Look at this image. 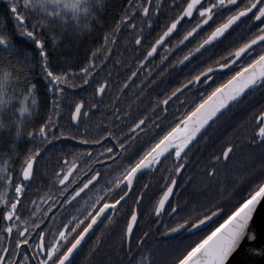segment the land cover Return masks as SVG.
Returning <instances> with one entry per match:
<instances>
[{"label":"snow or ice","instance_id":"snow-or-ice-1","mask_svg":"<svg viewBox=\"0 0 264 264\" xmlns=\"http://www.w3.org/2000/svg\"><path fill=\"white\" fill-rule=\"evenodd\" d=\"M100 5L101 0H8L7 9L14 21L16 32L31 40L35 50L39 52L37 60L44 78L49 81V89L54 93V102L47 119H44L38 127L26 131V135L31 137L34 143L23 153H16L18 166L13 167L9 160L0 163V182L3 184L0 188V264H72V257L85 241L86 234L100 224L107 225L113 222L115 214L125 205L127 212L121 240L131 246L141 215L139 205L149 187L143 184L137 191L135 181L145 169L161 172L160 179L163 183L159 185L152 215L157 225L161 223L160 218L165 214L172 220L171 226L164 225L165 232L162 235L194 233L202 229L206 221L214 218L221 211L216 208L208 214L179 215L180 206L170 197L181 187L175 174L185 169L187 149L195 142L201 129L210 121L215 122L214 118H218V114H223L221 110L226 111L231 104L243 99V95L247 94L246 90L252 91L257 86L264 88V0H247L243 6H237V0H210V2L186 0L177 13L169 18L151 45L147 47L146 54L139 64H144L157 51L158 46L168 50L166 38H170V34H173L178 25L183 23L182 18H193L194 23L183 33L181 43L192 37L193 33H197L198 29L203 30L202 26L209 27L210 31L195 47L180 57L177 63L188 60L193 53L199 52L210 42L226 37L231 27L242 17L247 19L250 16L251 21L258 22L259 26L248 39L238 46L227 49L224 56L214 60L211 65H205L202 70L191 75V79H185L179 87L159 101L160 105L166 106L170 103L171 97H175L181 89L188 90L200 83L207 84L218 71L223 70L228 73L227 79L212 87L207 96L201 94L199 103L195 104L181 122L154 139L151 146L136 154L134 159L131 156L126 157L129 162L122 165L117 164V161L125 157V153L135 139L139 138L136 134L143 135L151 117L141 116L136 119L127 133L121 132L120 136H116L113 131L104 130L97 139H86L83 135L63 130L59 124L61 106L56 101L61 98L65 86L77 88L80 85L69 83L73 71L71 68L62 71L53 70L45 40L39 35V31L44 28L61 29L69 24L77 31L90 28L89 22L97 17ZM124 9L113 31L118 32L120 25L127 22V27L138 28L135 43L139 45L144 21L150 26L153 23L152 17L157 16L161 10L159 0L155 5L148 0L136 6L128 0ZM222 12L227 14L221 15ZM137 16L142 18L139 27L136 24ZM217 16H221L219 21L216 20ZM104 39L107 45L109 40L115 41L116 36L113 34L105 36ZM0 45L4 47L7 56H12L17 50L11 35L3 28H0ZM30 55L31 50L24 51L25 57ZM161 59L163 60L164 57L161 56ZM103 62L101 60V64ZM99 67L93 57L84 67L78 68L77 71L81 73V85H89L91 83L89 77H92ZM27 68L28 65L18 57L17 63L12 64L3 53H0V117L11 101L19 100V108L13 110V120L6 125L0 119V129L14 128L17 135L21 133L24 125L26 119L24 114L28 113L29 116L32 114V109L26 101L31 97L32 104L36 103V85L26 80ZM136 75L137 73L133 71L120 87L126 88L128 82ZM21 83H23L22 88L18 86ZM10 86L11 92L8 91ZM109 87L107 80L96 82L93 85V96H101ZM88 107L97 109L98 105L91 103ZM113 107H115L114 103ZM17 111L19 116L15 115ZM116 111L118 112L119 109ZM167 111V107H164L163 112ZM88 115L83 99L75 101L71 106V121H79L82 116L88 117ZM116 119L118 120L119 117L117 116ZM253 119L258 123L253 127L251 143L256 145L258 142L264 150V110H260ZM157 127L158 125L152 122V128ZM62 139L78 140L87 147L61 153L57 157L56 170L51 173L52 179L47 183V191L31 194L33 191L31 185L36 178L39 159L54 141ZM109 141L115 143L109 145ZM233 149V144L228 143L219 155L212 156V160L219 161L223 158L227 163ZM170 157H174L172 168H163L164 160ZM114 164L119 171L112 179L107 180L110 187H101V181L107 175L104 170ZM215 171L214 167H210L207 169V175L212 176ZM77 177L81 179L78 180ZM94 188L96 189L94 197H87L86 193ZM100 191L107 195L101 197ZM133 193H135L133 202L128 204ZM82 196L86 198L87 206L82 204V210L76 215L68 214V207L79 202ZM262 200H264V180L255 184L218 223L211 227L206 235L188 246L176 258L175 264H229L233 253H236L245 241L256 240L257 232L251 221ZM147 238L148 232H144L136 238L135 243L140 246ZM248 251L261 253L264 252V248L252 247ZM137 264L143 262L137 261Z\"/></svg>","mask_w":264,"mask_h":264},{"label":"flooded vegetation","instance_id":"flooded-vegetation-1","mask_svg":"<svg viewBox=\"0 0 264 264\" xmlns=\"http://www.w3.org/2000/svg\"><path fill=\"white\" fill-rule=\"evenodd\" d=\"M138 2L146 3L148 0H138ZM156 2L157 0H151L152 5H155ZM185 2L186 0H159L161 5L159 14L152 17L153 23L150 26L144 21L143 31L140 32L141 43L137 45L134 39L135 46L138 48L141 47L140 49H147L163 29L164 25L169 21V18L173 17ZM204 2H210V0H204ZM246 3L247 0H237V6H243ZM226 14L225 12L221 13V15ZM141 19L140 16L136 18L138 27L141 25ZM220 19L221 16L216 17L217 21ZM182 20L183 23H180L178 28L174 30V33L171 34L170 38L166 39L168 50L159 47L154 56L149 59L144 66L139 64L138 68L135 70V72L138 73L139 69L143 68V76L146 78L134 80L136 75L128 82L127 87L124 89L107 88L106 92L108 91L109 95L106 96L105 92L101 96H96L98 100L107 98L106 103L102 105V109H106L107 112L101 111L96 113L92 118L91 111L96 109H90L88 105H86L85 109L89 112L88 117L82 116L76 123L72 121V123L77 126L76 128L64 127L63 130L73 134L83 135L86 139H97L99 135L103 134L104 130L113 131L116 136H120L121 132L127 133L128 128L131 127V124L136 119H139L141 116L145 118L150 116L151 121H149L148 125L144 128L143 135L140 133L136 134L139 138L135 139V142L129 148L128 152L125 153V157L118 160L117 164L122 165L123 163L129 162L125 159L126 157L131 156L132 159H134L136 154L150 147L154 139L163 135L165 131L169 130V128L176 123L181 122L184 116L195 107V104L199 103L202 98L201 94L207 96L212 87L223 83L227 79L228 73L223 70L218 71L213 74V79L207 84L200 83L188 90L181 89L180 93H177L175 97H171L170 103L166 106L160 105L159 101L164 99L166 95H169L175 88L179 87L180 83L185 79H191V75L202 70L205 65H211L214 60L224 56L227 49L238 46L239 43L248 39L259 26L258 22L251 21L250 16H248L247 19L241 18L240 21L230 29L226 37L209 45L202 52L192 56L189 60L177 63L180 57L184 56L191 48L195 47L197 43L205 37L206 33L210 31L209 27L202 26L203 30L199 29L197 33H194L185 43L181 44L180 40L183 33L194 23L193 18H182ZM119 29H130L133 37H136L138 30V28L127 27V22L122 23ZM120 45L119 49L124 51L123 48L126 49V43L123 37ZM144 52V54H146V51ZM161 56L164 57L163 60ZM153 59H155L156 65L152 69V72L149 69H144L148 62ZM163 75H170L172 77L179 76V80H162ZM109 76H111V74H109ZM152 76L156 78H151ZM122 82L123 80L108 81L110 86L116 85L119 87ZM131 83L133 86L129 87ZM117 93H119V95H117ZM119 100L121 101L118 102ZM113 103L115 107H113ZM164 107L168 109L166 113L163 112ZM116 109H119V111L117 112ZM117 116L119 117L118 120L116 119ZM228 116H232V114H228ZM157 117H159L158 120ZM152 122H155L158 127L152 128ZM257 123L258 121L255 122V124ZM225 124L226 115L219 116L215 122H212L210 126L208 125V127L197 136L195 142L187 149L188 158L185 161L186 167L181 173L175 174L177 175L181 187L170 197L174 203L180 206L179 215H187L188 213L208 214L215 211L216 208H219L221 211L217 214V218L194 233L185 232L169 234L168 236L162 235V233L165 232L164 225L167 224L171 226L172 220L165 214L160 218L161 223L157 225L152 215V207L158 196L159 185L163 183L160 179L161 172L145 169L135 181L137 191L143 184H147L149 187L146 190L143 201L139 205V212L141 215L139 223L135 228V237H133L131 246H129L126 241L122 242L121 240L122 228L127 212V205H125L115 214L113 222L107 225L100 224L86 235L85 241L82 242L79 250L76 251L72 257V264H137V261L150 259L153 250L158 254L162 246L173 247L178 241L194 239L198 235H202L203 232L210 231L211 227L222 219L225 211L221 203L224 199L227 181L232 178L227 175L226 166L230 165V168L233 167V169L239 167L234 163L239 161V159L235 157V152L238 150L236 147L243 146L245 148V142L251 140V138L245 135L244 139L241 140L242 143L237 145L236 141L231 138L227 139ZM255 124H253V127ZM59 141L58 144H52L48 147V151L39 159L36 168V178L31 185L33 190L31 194L47 191V183L52 179L51 173L56 170L57 157L60 156L61 153L87 147L78 140L72 141L70 139H62ZM114 143V141H109V145ZM228 143H232L234 149L227 163L224 162L223 158L219 161H213L212 156L219 155ZM29 147H32V145ZM173 163L174 157H170L164 160L163 168L171 169ZM210 167L216 169L212 176L207 175V169ZM233 169L231 173H234ZM104 171L107 175L104 180L101 181V187H110V185L107 184V180L112 179L119 169L114 164ZM77 179L79 180L81 177H77ZM2 187L3 184L0 182V188ZM95 193L96 189L94 188L92 191L87 192L86 196L94 197ZM7 195H10V193H7ZM99 195L103 197L107 194L100 191ZM134 195L135 193L129 198L128 204L133 202ZM57 199H59V197H57ZM82 204L87 206L86 198L83 196L79 202L71 204V207H68L67 213L72 215L78 214V212L82 210ZM144 232H148V238L142 245L137 246L135 240Z\"/></svg>","mask_w":264,"mask_h":264},{"label":"trees","instance_id":"trees-1","mask_svg":"<svg viewBox=\"0 0 264 264\" xmlns=\"http://www.w3.org/2000/svg\"><path fill=\"white\" fill-rule=\"evenodd\" d=\"M7 3L8 0H0V28H3L11 35L14 44L17 46V50L13 52L12 56H7L4 47L0 46V53H3L12 64L17 63V57L20 61L26 63L28 65L26 69V80L36 85V103L34 105L32 104L31 97L26 101L32 109V114L29 116L27 113L28 115L25 116L26 119L21 133L17 135L14 128L9 129L5 127L4 129H0V163H3L4 160H9V163L13 167H17L19 160L16 159V153H23L34 143L33 139L26 135V131L38 127L44 119H47L49 111L53 109L54 93L49 89V81L44 78V74L40 69L37 60L39 55L38 50H35V45L31 40L16 32L14 21L7 9ZM126 3H128V0H101L97 17L89 22L91 27L87 29L77 31L69 24L66 28H44L39 31V35L45 40L46 47L50 53L49 58L53 70L62 71L71 68L73 71L70 75L69 83L80 85L77 88L65 86L64 93L61 98L56 101V103H59L61 106L59 109V124L61 128L77 127L70 120L71 106L77 100L83 99L85 101V106L91 103L98 105L96 110L91 111L92 118L96 113L101 111L107 112L106 109H102V105L106 103L107 98L101 100L96 99V96H93V85L103 80L124 81L138 68L139 61L144 58V51H146V49H140L141 47L138 48L135 46V37L132 36L130 29H119L118 32L113 31L116 28V21L120 19V16L125 10L124 6ZM138 3V0H131L133 6L138 5ZM113 34L116 36L115 41L109 40L106 45L105 36H111ZM122 37L125 39L126 43V49L123 48L124 51L119 49ZM20 46H23V48ZM25 50H31V55L25 57ZM105 53H107V58H105ZM93 57L95 58V63L99 64L100 67L97 69V72L92 74V77H89L91 80L89 85H81V73L78 72L77 69L84 67ZM101 60L104 61L102 64ZM155 65L156 61L153 59L148 62L144 69H149L152 72ZM142 71L143 68L139 69L134 80L146 78L143 76ZM109 74H111V76H109ZM151 78L156 77L152 76ZM162 78V80L168 81L179 80V76L172 77L170 75H163ZM18 86L22 88L23 83ZM131 86H133L132 83L129 87ZM110 88L121 89V87L116 85H111ZM8 91H12L11 86L8 88ZM246 93V95H243V99H240L237 103L231 104L230 107H227L226 111L224 110L222 112L223 116L226 115V138H231L236 141L237 145L242 143L241 140L244 139L245 135L252 139L253 124L256 122L253 117L257 115L260 110H264V88L257 86L254 90L247 91ZM13 94L16 95L17 93ZM105 95H109V92L107 91ZM120 101L121 100L118 102ZM18 108L19 100L11 101L9 107L5 109L0 119L7 125L8 122L13 120V110ZM228 114H232V116H228ZM15 115L19 116V112H15ZM219 116H221V114ZM216 119L217 118H215V120ZM250 141L251 140L245 142V148L243 146L236 147L238 150L235 152V157L239 159V161L234 163L239 167L233 169V167L230 168V165L226 166L227 175L232 178L227 181L224 199L221 203L222 206H224V215H226L255 184L264 180V150L261 149L258 142L256 145H253ZM59 142L60 141H54L52 144H58ZM232 169L234 173H231ZM206 234L207 232L205 231L202 235L195 236L196 238L194 239L178 241L173 247L162 246L158 254L153 250L150 259H145L142 262L143 264H175L176 258L188 246L198 241Z\"/></svg>","mask_w":264,"mask_h":264},{"label":"water","instance_id":"water-1","mask_svg":"<svg viewBox=\"0 0 264 264\" xmlns=\"http://www.w3.org/2000/svg\"><path fill=\"white\" fill-rule=\"evenodd\" d=\"M247 15V14H246ZM243 18V17H242ZM233 27V26H232ZM231 27V28H232ZM199 30V29H198ZM197 30V31H198ZM194 34V33H193ZM171 36V34H170ZM190 38V37H189ZM188 38V39H189ZM167 39V38H166ZM187 39V40H188ZM187 40H184L183 43H185ZM217 42V41H215ZM181 43V44H183ZM214 42H210L208 45H205L199 52L197 53H193L192 56L202 52L206 47H208L209 45L213 44ZM180 44V45H181ZM160 46L157 47V49ZM156 53V52H155ZM152 56H150L144 64H141V66H144L146 64V62L151 59L154 54ZM191 56V57H192ZM189 57L188 60L191 58ZM248 90H246L247 92ZM243 95V94H242ZM231 103V102H230ZM224 110H221V112H223ZM220 114H218L219 116ZM215 119V118H214ZM75 123L77 121H74ZM212 121L209 122V124ZM208 124V125H209ZM208 125H205V127L203 129H201V132H203V130H205V128L208 127ZM200 132V133H201ZM198 133L197 136L200 134ZM217 218V215L214 218H211L209 221L205 222V226H207L213 219ZM254 230L257 232V238L255 241L252 242H248L245 241V244L241 246V248L236 252L233 253V257L232 260L230 258L229 264H264V252L261 253H253L248 251L249 248L252 247H256V248H264V200L261 201L260 206H258L256 213L253 215L252 217V221H251ZM204 226V227H205ZM91 231V230H90ZM87 235V234H86Z\"/></svg>","mask_w":264,"mask_h":264},{"label":"rangeland","instance_id":"rangeland-1","mask_svg":"<svg viewBox=\"0 0 264 264\" xmlns=\"http://www.w3.org/2000/svg\"><path fill=\"white\" fill-rule=\"evenodd\" d=\"M0 46H2V45H0ZM27 115H28L27 113L24 114V116H27Z\"/></svg>","mask_w":264,"mask_h":264}]
</instances>
